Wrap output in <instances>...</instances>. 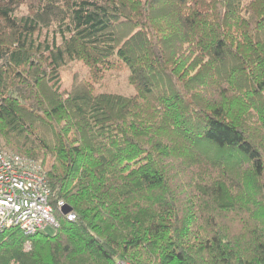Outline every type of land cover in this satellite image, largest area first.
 I'll return each mask as SVG.
<instances>
[{
    "label": "trees",
    "instance_id": "trees-1",
    "mask_svg": "<svg viewBox=\"0 0 264 264\" xmlns=\"http://www.w3.org/2000/svg\"><path fill=\"white\" fill-rule=\"evenodd\" d=\"M0 139L59 223L0 264H264V0H0Z\"/></svg>",
    "mask_w": 264,
    "mask_h": 264
},
{
    "label": "built area",
    "instance_id": "built-area-1",
    "mask_svg": "<svg viewBox=\"0 0 264 264\" xmlns=\"http://www.w3.org/2000/svg\"><path fill=\"white\" fill-rule=\"evenodd\" d=\"M49 196L39 164L0 148V231L18 227L26 236L48 228L55 231L59 223L52 214ZM56 206L68 222L75 220L72 211L62 214L66 206L63 201H58Z\"/></svg>",
    "mask_w": 264,
    "mask_h": 264
},
{
    "label": "rangeland",
    "instance_id": "rangeland-1",
    "mask_svg": "<svg viewBox=\"0 0 264 264\" xmlns=\"http://www.w3.org/2000/svg\"><path fill=\"white\" fill-rule=\"evenodd\" d=\"M250 0H242V5H246ZM25 12L24 9H21L20 13ZM43 37L50 38V35L45 36V31L42 32L41 39ZM74 75H77L80 79H87L89 76L88 68L83 65L81 62L74 63L69 67H65L60 73V88L61 90H69ZM129 72L125 68L119 70L108 71L105 73L104 78L99 84L94 85L95 94L102 93H113L119 94L124 97H131L134 95V90L128 82ZM0 148L9 151L5 145L4 141L0 139ZM47 233H52L53 230L48 228L45 230ZM29 245V242H27ZM26 243V244H27ZM25 244V246H26ZM28 247V248H27ZM29 246H26L25 250L27 251ZM118 259V260H117ZM116 259L115 264H126Z\"/></svg>",
    "mask_w": 264,
    "mask_h": 264
},
{
    "label": "water",
    "instance_id": "water-1",
    "mask_svg": "<svg viewBox=\"0 0 264 264\" xmlns=\"http://www.w3.org/2000/svg\"><path fill=\"white\" fill-rule=\"evenodd\" d=\"M71 210L72 209L69 206H65L64 209L62 210V214L65 215V214L71 212Z\"/></svg>",
    "mask_w": 264,
    "mask_h": 264
}]
</instances>
